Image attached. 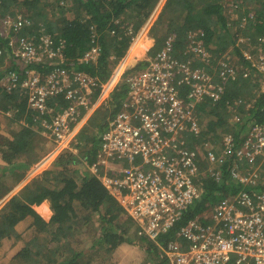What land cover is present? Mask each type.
Segmentation results:
<instances>
[{
    "label": "trees",
    "instance_id": "trees-1",
    "mask_svg": "<svg viewBox=\"0 0 264 264\" xmlns=\"http://www.w3.org/2000/svg\"><path fill=\"white\" fill-rule=\"evenodd\" d=\"M158 1L0 0V19L3 24L0 28V105L5 102L2 105L5 110L14 109V119L18 123L20 121L18 130L0 141L1 157L9 165L5 170H14L16 173L19 171L17 174L21 177L30 169L35 163V140L39 138L43 120L51 124L56 115L71 103V98L62 91L46 98L48 109H32L21 86V81L26 76L25 71L32 69L44 74L58 67L72 77L74 73L86 74L93 79L95 98L98 97L102 85L111 79L115 68L126 55ZM230 1L234 9H242L247 3L255 5L244 7L243 18L236 24L232 22L234 19L226 15L221 0H167L165 5L172 13L169 15L171 19L168 32L175 34L171 41V53L180 60L187 61L190 42L186 38L191 32L200 31L197 45L204 48L207 54L204 58L208 62L198 67H204L212 73L216 68L218 85L223 86L220 99L205 97L197 103L199 116L203 115L206 123L199 134L188 133L184 138V145L191 151H197L196 158L198 157L202 169L199 176L194 177L201 190L200 197L183 209L181 216L161 234L157 242L141 234L137 221L90 168L97 162L103 133L109 126L108 112L102 114L97 110L78 135L79 153L70 149L61 152L39 178L36 177L1 208L0 241L12 234L19 238L16 225L27 217L33 218L30 225L35 228L37 236L27 241L19 254L15 255L16 261H20V264H82L81 259L86 252L77 248V234L84 225L95 226L98 223L96 228L101 230V234L94 239L91 246L93 249L98 246L112 252L127 242L154 255L156 264H163L165 257L161 247L170 241L184 242L178 236L183 226L195 218H199L202 223L210 222L215 206L240 191L242 185L234 183L230 178V169L233 163H246L247 158H241L232 151L229 156L231 161L223 163L220 175H217L209 171V161L202 156L206 152V143L211 142L219 148L226 132H232L235 138L239 135H244L245 138L252 123L264 124V90L261 80L256 74L257 69L243 53L242 44L236 43L239 34H246L252 41L262 44L264 52V0ZM176 11L178 16L174 14ZM8 18H22L28 20V23L17 29L15 24H4V20ZM6 28L8 35L4 36ZM165 33L155 37L156 43L149 51L150 56L167 47L168 37ZM21 35H30L32 44H41L43 47L45 41L41 36L46 35L49 39L48 47L56 51L60 49L62 53L54 58L27 63L12 52L10 44L12 37ZM230 45L234 47L230 56L235 53L243 63L235 77L228 74L223 80L220 74L224 66L220 59L233 65L226 53ZM93 46L100 48L99 54L95 60H86V55ZM252 52H257V49ZM126 60L122 65H127ZM52 61L54 63H50ZM146 65L147 61L138 63L126 74L143 69ZM244 68L251 72L252 78L242 72ZM14 83L17 84L13 85ZM112 83L113 80L110 84ZM127 92L126 82L119 83L111 91L109 116L112 118L117 116L123 106ZM187 92V86L180 89V95L188 99ZM241 141L242 139H238L236 145ZM4 192L6 191L0 193V199ZM34 204H40V210L47 216L52 213L51 218L46 220L35 209ZM50 227H53V233ZM40 235L48 236L49 242L42 243ZM51 241L56 243L52 245Z\"/></svg>",
    "mask_w": 264,
    "mask_h": 264
},
{
    "label": "built area",
    "instance_id": "built-area-1",
    "mask_svg": "<svg viewBox=\"0 0 264 264\" xmlns=\"http://www.w3.org/2000/svg\"><path fill=\"white\" fill-rule=\"evenodd\" d=\"M27 23L28 20L22 18L4 20L5 25L15 24L17 29ZM41 39L45 41L44 47L32 44L30 37L17 36L14 41L20 51L16 53L13 48L12 52L27 63L61 55L60 49L48 47L46 35ZM167 43V47L148 58L146 68L133 76L135 78L131 77L127 85L128 93L132 84L138 89L146 84L150 86L146 91L151 97L144 100L146 107L134 109L135 113L128 110L117 114L110 129L103 133L97 162L90 167L109 191L120 196L126 194L124 201L118 200L137 221L140 233L156 242L172 227L183 209L200 197L201 190L194 179L200 174L197 151L189 150L184 138L188 133L199 134L202 128L197 121L200 113L197 103L205 97L218 100L223 91V86L215 80L216 68L212 73L180 60L171 53V41ZM99 50L93 46L86 60H95ZM200 51L207 55L203 48ZM244 54L257 69L264 90V52L257 57ZM220 63L224 66L220 74L223 78L228 74L235 77L239 72L240 65L228 64L222 58ZM54 69L44 74L32 69L25 71L21 86L32 109H48L46 98L56 92L65 91L72 99L75 96L72 86L82 78L94 84L86 74L74 73L72 77L58 67ZM185 86L189 91L188 99L180 95V89ZM152 97L164 105L156 112L150 104ZM132 102L129 100L128 105ZM67 110L60 112L64 115H56L53 120L56 126L64 124ZM166 113L172 118L164 116ZM238 139L242 141L236 145ZM218 147L211 142L205 145L206 152L202 156L209 161V171L220 175L221 165L231 161L229 156L235 151L248 160L242 164L233 163L230 169V178L242 187L235 196L215 206L210 222L202 223L195 218L183 226L178 236L184 242L175 240L162 246L163 264H264V182L262 186L259 176L264 169V124L252 123L245 138L244 135L235 138L232 132H226ZM116 158L128 160V167L119 169V177L115 173L117 167L111 163ZM102 166L105 170L99 173Z\"/></svg>",
    "mask_w": 264,
    "mask_h": 264
},
{
    "label": "rangeland",
    "instance_id": "rangeland-1",
    "mask_svg": "<svg viewBox=\"0 0 264 264\" xmlns=\"http://www.w3.org/2000/svg\"><path fill=\"white\" fill-rule=\"evenodd\" d=\"M166 1L167 0L158 1L152 13L145 21L144 25L136 36L131 47L127 51L126 55L122 58V60L115 68L111 79L102 86V91L98 97L95 98L96 89L92 87L93 84L89 82L88 79L82 78L77 82V84H74L72 86L74 88L75 95L73 96V98L75 99H70L71 103L67 107L69 110H67V108L65 109L69 112H65L66 120L64 121V124L56 126L54 121L49 124L47 120H43V128L39 129V138L37 139V141L35 140V163L30 167V169L26 170L23 175L19 177V174H17L19 171H17L16 173L14 172V170H5V168H7L9 165L2 159V155L0 154V193L6 191L4 192L3 197L0 199V210L14 195L21 193L22 189L25 188L26 185L31 183L36 177L39 178L43 171L45 169H48L52 165L53 161L61 152L66 149H70L76 153H79L78 150L80 148L77 147V144L79 143L78 135L83 127L87 124L91 116L97 110H100L102 114H104L106 111L108 112L109 126L107 130L110 129L111 123L115 121L114 118L109 116L111 111V107L109 106V97L111 91H113V89L119 83L126 82V84L128 85V82H131V77H136V75L140 74L139 72L146 68L147 65L143 69H136L126 74L129 69H132L138 63L147 61L149 57L155 56L156 53L150 56L149 51L155 45V37L157 35L161 36L166 32L164 35H167L168 41H172L175 38V34L168 32V24L170 23L171 19L169 15H172V13H170V11L165 7ZM221 1L224 5V11L226 15L230 17V19H234V21H232L233 24H236L243 18L242 13L244 11V7H253V5H255L254 3H247L246 5L242 6V9H240L239 7H236V9H234L233 3L230 0ZM177 12L178 11L174 13L176 14V16H178ZM17 14L19 15L20 13L17 12ZM50 17H52V15H50ZM243 21H245V19H243ZM2 27V20L0 19V28ZM235 27L238 28L237 26ZM7 28L6 30H4V36L8 35ZM236 28L233 29L234 33L236 32ZM199 35H201L200 31L191 32L186 38L187 41L190 42L188 45L190 51L187 61L195 67L203 64L205 65V63L208 62L205 60L203 52L200 51V49L203 48L202 45L196 44L197 40L199 39ZM25 37L31 38L30 35ZM238 37L239 38L237 39L236 43H242L241 48L243 50V53L247 52L248 55L252 54L255 57L262 55V44L258 43L257 41H252V39L247 37L246 34H239ZM12 38L13 39L11 40V42L14 41L15 37ZM240 39H242V41ZM11 48H14L13 50L16 53H19L20 51V47L16 46L15 41ZM233 49L234 47L232 45H230V47L226 49V53L229 54L228 56H230ZM253 49H257V52H252ZM224 55L225 53L223 54V56ZM230 59H232L231 61L235 66H239L243 63L240 57H238L235 53L233 54V56H230ZM125 60L127 61V65H122ZM122 66H124V68H122ZM247 71L249 72L248 74L250 78H252L250 74L251 72L249 70H245L244 68L242 72L245 73ZM214 76L215 80H218L217 73H215ZM111 80H113L112 84H110ZM254 81H256V79H254ZM149 87L150 86L146 84L141 87V89H138V86H133L132 84L129 93L127 92L125 98L123 99V107H121L119 112H128V110L134 111V109L135 111L144 110L147 103V101H144L146 99L145 97L151 95L146 91ZM129 100L133 101L130 105H128ZM3 103L4 104L2 105H5V102ZM125 103L126 105L124 106ZM150 104L153 107L154 112L160 110L164 106L160 101L154 99L153 97ZM2 105H0V141L5 136H10L20 127V121L18 123V121L14 119V109L11 108L5 110ZM135 111L133 113H135ZM60 115H64V113H60ZM164 116L172 118V115L168 113H166ZM197 121L198 125L201 127H203L204 123H206V119L203 115H198ZM111 163L115 167H117L115 169V173L118 177L121 175L119 169L122 167H128V160L126 159L116 158L112 160ZM211 167L213 168V166ZM204 168L206 169L207 167ZM100 170L104 171L105 169L101 167ZM199 172H202L201 166H199ZM259 176L261 177V185L263 186L264 169L259 172ZM20 182H22V184H19ZM17 188L18 190L15 191ZM109 192L115 198H117V200L119 199L120 201H124V197L126 194L120 196V194L116 193L115 191ZM34 207L46 220H49L51 218L52 213L47 216V214L40 210V204H34ZM32 220V217H27L25 220L21 221L19 225H16L15 229L20 234L19 238L15 237V234H12L11 237L1 239L0 264H20V261L15 260V257H17L15 255L19 254L27 241H30L32 238L37 236L35 228L30 225L32 224ZM95 221H97V219ZM94 225L95 226L90 224L84 225L81 231L77 234V248L84 249V252H86L85 257L81 259L82 264H156L153 260L154 255L149 254L145 249L137 246L136 244H128L127 242H125L119 245L112 252L108 251L106 248L104 249V247L98 246L94 247L93 249L91 246L94 239L101 234V230H98V228H96V226H99V224L95 223ZM50 231L53 233V227H50ZM40 238L42 243L49 242L50 240V238L45 235H40ZM50 243L54 245L56 242L51 241Z\"/></svg>",
    "mask_w": 264,
    "mask_h": 264
},
{
    "label": "crops",
    "instance_id": "crops-1",
    "mask_svg": "<svg viewBox=\"0 0 264 264\" xmlns=\"http://www.w3.org/2000/svg\"><path fill=\"white\" fill-rule=\"evenodd\" d=\"M134 42V41H133ZM147 50V49H146ZM26 97H27V95H26ZM97 160H98V158H97ZM102 168H103V166H102ZM99 173H102V171L100 170L99 171ZM100 178V177H99ZM101 180V179H100ZM102 182V181H101ZM103 183V182H102ZM19 184H22V182H20ZM106 187V186H105ZM107 188V187H106ZM18 190V188L15 190V191H17ZM1 204V203H0ZM1 207V206H0ZM23 221V220H22ZM21 222H19L18 223V225L20 224Z\"/></svg>",
    "mask_w": 264,
    "mask_h": 264
},
{
    "label": "clouds",
    "instance_id": "clouds-1",
    "mask_svg": "<svg viewBox=\"0 0 264 264\" xmlns=\"http://www.w3.org/2000/svg\"><path fill=\"white\" fill-rule=\"evenodd\" d=\"M29 103V102H28Z\"/></svg>",
    "mask_w": 264,
    "mask_h": 264
}]
</instances>
